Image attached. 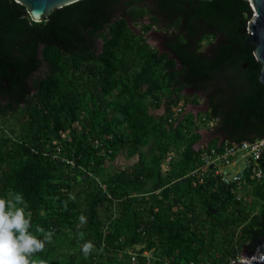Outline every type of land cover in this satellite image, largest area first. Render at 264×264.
<instances>
[{
    "label": "trees",
    "instance_id": "trees-1",
    "mask_svg": "<svg viewBox=\"0 0 264 264\" xmlns=\"http://www.w3.org/2000/svg\"><path fill=\"white\" fill-rule=\"evenodd\" d=\"M150 1L78 0L38 22L0 0V197L23 193L31 231L54 230L38 264H227L264 238V180L186 176L206 151L264 137L250 2ZM157 8L184 28L171 43L180 69L126 18L148 16L146 31ZM208 87L210 110L185 112L199 102L190 89ZM215 120L228 139L197 148L200 121Z\"/></svg>",
    "mask_w": 264,
    "mask_h": 264
},
{
    "label": "clouds",
    "instance_id": "clouds-1",
    "mask_svg": "<svg viewBox=\"0 0 264 264\" xmlns=\"http://www.w3.org/2000/svg\"><path fill=\"white\" fill-rule=\"evenodd\" d=\"M70 198L75 199L74 196ZM28 207L21 192H15L11 197H0V264H38L32 257L43 252L46 245L53 241L52 229L46 231L36 227L35 232L40 236L31 231L33 225L31 214L26 211ZM79 219L82 225L87 222L84 215ZM80 235L83 238V233ZM94 250L95 245L91 241L81 247L85 257Z\"/></svg>",
    "mask_w": 264,
    "mask_h": 264
},
{
    "label": "built area",
    "instance_id": "built-area-1",
    "mask_svg": "<svg viewBox=\"0 0 264 264\" xmlns=\"http://www.w3.org/2000/svg\"><path fill=\"white\" fill-rule=\"evenodd\" d=\"M184 109L185 106L182 104L177 106L171 114H169L168 121L170 123L175 122ZM263 155L264 137L255 141L245 140L239 144L236 143L226 146L224 151L212 148L210 151L208 150L203 154L201 163L186 176L193 178L194 185L203 184L207 177L212 175L216 176L219 182L228 186L235 185L242 189V186L247 185L249 188V180L246 174L249 175L250 179L256 181L264 180V169L262 166L264 161ZM172 157L173 155L167 157V162L164 165L165 168H168ZM239 163H241V165H239L237 170L230 171L227 169V167L238 166ZM239 257L230 259V262L227 264H235L236 262L247 264L251 262L243 254L242 258L240 257L241 259ZM132 260L136 262V257L133 256Z\"/></svg>",
    "mask_w": 264,
    "mask_h": 264
},
{
    "label": "water",
    "instance_id": "water-1",
    "mask_svg": "<svg viewBox=\"0 0 264 264\" xmlns=\"http://www.w3.org/2000/svg\"><path fill=\"white\" fill-rule=\"evenodd\" d=\"M76 1L78 0H16V2L24 5L32 19L38 22L45 19L53 10ZM249 2L251 6V14L246 29L244 30L249 34L248 41L255 44L254 55L261 64L259 79L264 83V0H249ZM169 51L173 53V58L177 61L175 69H180L183 65L182 59L172 49H169ZM192 92L194 91L192 90ZM190 110L197 115L199 107L190 104L185 112ZM200 133L202 134V139L197 144V148H200L202 145L208 147L210 140H205L204 138V136L209 134L208 131H206L205 128H202ZM225 140L226 139L222 138L219 140V143H222ZM242 254L251 261L247 264H264V238L259 240L254 250H246ZM235 264L244 263L236 262Z\"/></svg>",
    "mask_w": 264,
    "mask_h": 264
},
{
    "label": "flooded vegetation",
    "instance_id": "flooded-vegetation-1",
    "mask_svg": "<svg viewBox=\"0 0 264 264\" xmlns=\"http://www.w3.org/2000/svg\"><path fill=\"white\" fill-rule=\"evenodd\" d=\"M151 2L150 0H148ZM152 7H155L156 5L150 4ZM120 15V12H115L114 19ZM155 17L157 20L155 23L152 25V27L149 30H143V24H150L151 20L148 16L141 18L140 21H134L133 19L129 18L126 16L128 19V23L133 29L141 34L144 38L147 39V41L154 46L157 51L159 52L160 55L164 56L163 54H166V57L168 59H174L173 58V53L169 51V49H172L174 52L175 50L173 49L172 42L177 43V34L180 32H183L184 28L182 26H179L177 29L175 24H176V17L175 16H166L165 12H162L160 8H157L156 13H154ZM117 19V18H116ZM153 38V40L157 41V43L153 44L150 42V40ZM217 40V37L208 39L205 41V53L209 52V49L211 46L215 43ZM101 43V42H100ZM176 53V52H175ZM177 54V53H176ZM183 66V65H182ZM182 68V67H181ZM38 74V72H36ZM208 92H202L198 91L195 89H190V94L191 95H197L199 96V102L196 106L199 107L198 114L200 112H208L211 107V102H212V95L215 94V89L208 87ZM211 89H214L212 91H209ZM192 90L194 92H192ZM197 114V115H198ZM218 121V119H217ZM217 121L215 120V123L213 126H211V132L207 134V138H211L214 140L215 138L219 139H228L227 133L221 129V126L217 124ZM208 129V128H207ZM210 131V130H209ZM211 140V141H212Z\"/></svg>",
    "mask_w": 264,
    "mask_h": 264
},
{
    "label": "rangeland",
    "instance_id": "rangeland-1",
    "mask_svg": "<svg viewBox=\"0 0 264 264\" xmlns=\"http://www.w3.org/2000/svg\"><path fill=\"white\" fill-rule=\"evenodd\" d=\"M150 42L151 43H153V44H155V43H157V41H155V40H153V38L150 40ZM157 112L160 114V112H161V114H162V112H163V110L162 109H160V110H157ZM215 123V121H209L207 124H208V126H206L202 121H200V126L201 127H203V128H208V130H206V131H208V132H211V126H213V124ZM210 127V128H209ZM210 130V131H209ZM134 158H125L124 156H121V158L119 157V160L120 161H122L123 163H130V162H132V160H133ZM239 165H241V163H239L238 164V166H235V167H227V169H229L230 171H235V170H237L238 168H239ZM165 168V167H164ZM248 189H251V188H248ZM242 193L244 192V191H241ZM247 203H249V202H247ZM240 257L242 258V254L240 255ZM239 257V258H240ZM240 258V259H241Z\"/></svg>",
    "mask_w": 264,
    "mask_h": 264
},
{
    "label": "crops",
    "instance_id": "crops-1",
    "mask_svg": "<svg viewBox=\"0 0 264 264\" xmlns=\"http://www.w3.org/2000/svg\"><path fill=\"white\" fill-rule=\"evenodd\" d=\"M162 110H163V112H164V109H163V108H162ZM163 112H162V113H163ZM160 113H161V112H160ZM205 129L208 130L207 128H205ZM208 133H209V132H208ZM204 138H205V140H210V142H211V140H212L211 138H207V135L204 136Z\"/></svg>",
    "mask_w": 264,
    "mask_h": 264
}]
</instances>
